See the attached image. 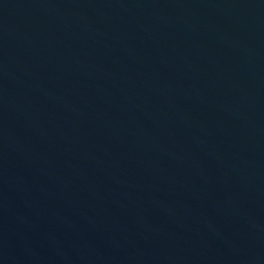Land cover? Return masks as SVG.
Listing matches in <instances>:
<instances>
[{
  "label": "water",
  "instance_id": "1",
  "mask_svg": "<svg viewBox=\"0 0 264 264\" xmlns=\"http://www.w3.org/2000/svg\"><path fill=\"white\" fill-rule=\"evenodd\" d=\"M0 264H264V0H0Z\"/></svg>",
  "mask_w": 264,
  "mask_h": 264
}]
</instances>
